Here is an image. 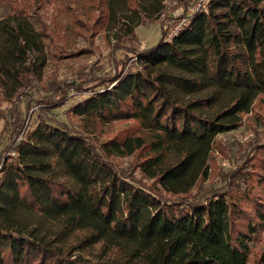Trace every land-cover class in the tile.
Instances as JSON below:
<instances>
[{"label": "trees", "instance_id": "16d2710c", "mask_svg": "<svg viewBox=\"0 0 264 264\" xmlns=\"http://www.w3.org/2000/svg\"><path fill=\"white\" fill-rule=\"evenodd\" d=\"M8 1L0 91L12 103L15 156L0 169V264H264V136L243 146L218 186L202 185L211 153L224 151L218 134L264 101V0H209L169 41L160 21L156 46L127 48L135 71L91 79L92 93L69 110L78 129L47 114L85 81H53L18 142L16 101L50 58L77 54L79 30L103 31L115 55L166 0H91L87 20L52 29L38 14L50 0ZM125 157L127 169L117 162Z\"/></svg>", "mask_w": 264, "mask_h": 264}, {"label": "rangeland", "instance_id": "374dc122", "mask_svg": "<svg viewBox=\"0 0 264 264\" xmlns=\"http://www.w3.org/2000/svg\"><path fill=\"white\" fill-rule=\"evenodd\" d=\"M50 3L41 4L38 9L39 19L49 28L54 26L60 27L65 23L73 22L76 16L87 20L93 14L94 6L91 0H50ZM191 0H166L163 15L153 23L143 22L136 29V38L134 41L123 44V49L118 50L115 55L111 54V48L105 38L103 31L92 38L85 30H79L82 35L75 37L72 41L70 51L77 53L75 56L62 58L60 60L49 59L42 74V81L35 82L30 90L26 91V95L21 100H17L18 110L25 118V126L16 142L21 138H25V133L32 131L38 124L39 106L36 104L39 98L49 93L52 82L59 80H69L79 78L85 81L80 93L72 91L71 96L63 103L54 107L47 115L66 123L69 127L78 129L79 121L74 118L69 110L79 101L89 96L92 92L91 86L96 81H92L93 77L102 78L113 76L116 68L122 69L123 73L135 71L136 54L128 52L127 48L132 47L138 50L152 48L158 44L161 37L159 22L163 20L165 36L186 14ZM10 2L8 0H0V18L5 17L10 11ZM38 17H33L32 23L35 30L39 28ZM75 25L79 29L78 25ZM36 37V36H35ZM127 51H126V50ZM116 65V67H115ZM111 86V85H110ZM101 89V87L99 88ZM12 103L4 98L0 91V160L7 153L14 151V147L7 148L10 142V111ZM47 113V112H46ZM264 101L257 100L250 114L242 117V125L235 130L218 134V140L221 143L223 152L215 150L211 153L208 162L209 170L207 176L202 183L203 187L211 185L218 186L220 184L219 173L226 168L232 167L238 160L240 150L251 139L256 136H264ZM114 130L123 127L121 122L113 124ZM27 135V134H26ZM14 146V145H13ZM131 161V157L117 159L121 167L127 169ZM138 175V173H137ZM245 186H242V192ZM250 250H254L256 245L254 242L249 243Z\"/></svg>", "mask_w": 264, "mask_h": 264}, {"label": "built area", "instance_id": "2783aa9c", "mask_svg": "<svg viewBox=\"0 0 264 264\" xmlns=\"http://www.w3.org/2000/svg\"><path fill=\"white\" fill-rule=\"evenodd\" d=\"M209 0H191V5L188 6L186 9L187 12L185 16L172 27L168 34H166L165 41H169L173 36H175L185 25L188 21L196 14L205 11L207 9ZM15 156V150L12 152L6 153L0 160V169L2 167V162L6 160L7 157Z\"/></svg>", "mask_w": 264, "mask_h": 264}]
</instances>
